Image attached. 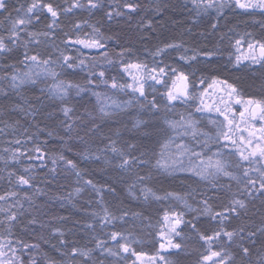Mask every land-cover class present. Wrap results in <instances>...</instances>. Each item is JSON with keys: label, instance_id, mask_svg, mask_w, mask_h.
<instances>
[{"label": "snow or ice", "instance_id": "obj_1", "mask_svg": "<svg viewBox=\"0 0 264 264\" xmlns=\"http://www.w3.org/2000/svg\"><path fill=\"white\" fill-rule=\"evenodd\" d=\"M190 3L195 11L192 18L194 25L197 23L196 17L209 13H215L212 19L219 20L228 8L264 14V0H190ZM145 7L136 0H108L107 8H104V0H64L63 7L52 0H18L17 4L0 0V28L7 25L4 33L0 34V58H12L10 54L16 53L15 63L6 66L11 72L0 78L6 79L18 94L24 85L45 84V87L39 88L40 96L36 100L43 103L41 97L46 96L49 100L60 102L58 111L63 118L59 120V126L66 134L60 135L49 130L46 132L47 137L61 140L62 147L69 151V141L73 138L85 143V137L107 141L102 146L97 145L95 152L85 149L77 155L83 161H99L104 166L102 170L111 168L114 172L110 181L101 184L86 178L84 170L76 161L66 157L63 152L50 153L46 150L48 140L41 141L39 136L46 130L35 124V131L26 139L8 141L9 145L23 146L3 148L7 155L0 157V161L5 168L10 164L20 165L22 159L29 163L22 166L19 172L7 171L8 183L12 187L0 194V264H41L40 245L26 242L14 231L26 213L31 215L30 209L39 207L36 197L47 195L43 188L35 186L37 169H47L46 177H56L58 170L74 175L75 183L79 186L68 194L69 202L87 189L94 194V202L98 206L85 210L89 219L82 225V230L87 229L92 234V247L69 241L61 227L40 223L35 215H31L21 228L24 232L28 230V225L51 227L50 237L57 238L61 246L52 244L63 257L60 264H120L121 261L123 264H145L146 261L149 264H171L160 252L147 256L143 251H138L133 245L140 241L131 232L116 230L115 222L127 223L129 218L141 216V213L125 208L118 209L117 215L106 203L105 196L111 194L115 197L116 185L122 182L126 184L128 196L133 199L143 197L145 201H160L171 198L179 201L182 208L192 214L191 219L187 220L183 210L163 212L167 233L160 232V239L166 241L160 243L161 250L181 249L182 244L173 242V238L183 235L181 226H190L199 241L203 242L201 247L204 251L200 253L197 264H264V97H245L240 88L226 79L212 75L209 83L208 77L203 74L197 77L195 72L189 73L182 67L156 59L168 54L169 50H176L179 53L176 59L184 64L191 67L195 62L208 66L215 57L221 55L219 47L191 48L183 42H165L156 46L154 51H149L148 54L153 57V63L149 64L138 58L128 59L130 54L135 55L131 47L120 45L118 51L116 48L110 50L108 41L113 37H105L96 25L88 24L87 20L73 23L72 30L63 33L60 44L64 47L55 42L57 29L61 28L62 14L75 15L76 10H86L89 15H93L95 11L102 10L108 22L117 18L130 21L131 14ZM151 10L157 14L162 11L159 4L153 5ZM40 23H43V29L36 30L35 25ZM84 25L91 28V33L81 36L79 32ZM137 26L141 29V39L147 38L143 35V29H153L151 21L143 18ZM209 26L211 30L218 29V23L210 22ZM212 34V31L207 33ZM201 35L205 33L201 32ZM220 39L223 40L224 36L221 35ZM243 44H246V49L241 51ZM232 47L235 52L228 54V63L236 68L243 64L253 72L258 66L264 79V35L257 38L252 33H245L235 40ZM80 49H94L98 56H90L86 60ZM70 52L77 54L70 55ZM17 65H22L26 70L21 71ZM105 65L118 67L128 80L121 82L116 76L109 79ZM66 70L84 73V83L64 79ZM157 85L162 86L163 90ZM101 86L106 90L111 89L113 94L110 95L106 90L95 91ZM209 89L213 91L209 92ZM86 91H91L95 97V112L85 109L77 114L70 103L71 97L73 93L80 96ZM116 92L131 95L128 100L120 102L114 98ZM157 93L163 103L157 99ZM179 105L191 108L192 112L187 116L183 112H176ZM130 107H138L149 115V119H156V114L161 111L179 116V119H164V124L174 135H168L161 143L160 151L154 153V163L141 144L125 140L119 129L114 132L117 137L114 139L104 134L101 124L97 123V120L111 119ZM17 108L19 111L24 110L20 106ZM193 112L208 115L194 117ZM204 120L207 121L206 127L201 126ZM148 123L149 120L138 118L134 120L133 128L150 135L146 128H142ZM28 131L24 129L25 133ZM2 132L4 129L0 128ZM184 137H190L193 144L184 141ZM144 166L169 175L177 171L188 173L203 183L205 191L188 194L195 201V206L185 196L173 192L159 195L146 184L151 173L141 175L145 171ZM41 182L48 184L52 181L46 178ZM54 199L62 200L64 197L57 195ZM215 201L220 202L219 206ZM92 202L88 201L89 205ZM257 214L259 224L252 219ZM201 217L207 218L206 227H201ZM53 219L67 220L68 217ZM234 220L239 223L230 227ZM74 223L81 222L77 220ZM97 227L103 232V237L95 234ZM25 255L28 256L27 260L24 259ZM109 257L111 261L107 259ZM43 264L57 262L45 254Z\"/></svg>", "mask_w": 264, "mask_h": 264}, {"label": "trees", "instance_id": "obj_2", "mask_svg": "<svg viewBox=\"0 0 264 264\" xmlns=\"http://www.w3.org/2000/svg\"><path fill=\"white\" fill-rule=\"evenodd\" d=\"M18 0H9L10 4H17ZM24 2V0H19ZM54 4H58L61 7L64 6V0H52ZM141 5L146 6L138 13L131 14L132 19L129 21L127 18H117L112 22H108L104 17L102 10H97L93 15H89L86 10H76V14L63 15L61 17V28L57 29L55 42L61 47L64 45L60 44L63 39V33L65 31H71V26L77 21L87 20L88 24H94L100 32L105 36H112L113 39L108 41L109 49L116 48L119 50V46L123 45L131 47L135 55H131L128 59H140L149 64L153 63V57L148 53L154 51L156 46H160L165 42L177 41L183 42L187 47L191 48H216L219 47L221 55L215 57L212 63L208 66L205 64H199L193 62L192 66L184 64L182 61L176 59L178 52L176 50H169L168 54H165L159 58L165 64H172L173 66L182 67L189 73L195 72L196 76L199 77L201 74L208 77V82L211 81V76L216 75L219 78L226 79L229 82L235 84L240 88L242 94L245 97L255 96L257 98L264 97V79H262L259 69L253 72L251 68H246L245 65H241L239 68L234 67L228 63V54L233 53L235 40L243 36L245 33H252L255 37L259 38L264 35V14L260 12H243L240 10H233L228 8V12L224 16L220 17L219 20H213L210 15H202L196 17L197 23H192V18L195 16V11L192 10V6L188 0H136ZM159 4L161 6V14H157L152 11L153 5ZM166 6V7H165ZM108 7V0H104V8ZM15 15V13H13ZM141 18L144 20H150L153 29H143V35L146 39H141V29L137 26L141 23ZM99 21V23H97ZM210 22L218 23L217 30L210 29ZM5 27L0 28V34H3ZM36 30L43 29V23L35 25ZM191 29V31H189ZM209 31H212V35H207ZM204 32L205 35H201ZM85 33H91V28L87 25L83 26V30L79 32L81 36ZM75 35V34H74ZM221 35L224 39L221 40ZM231 38V39H229ZM35 47V46H33ZM100 51H104L101 49ZM181 52L183 49L180 50ZM83 53V58L86 60L90 56H98L97 52L94 53ZM70 55H76V52H70ZM12 58H0V77H5L11 72L10 68L6 66L11 63H15L16 53L10 54ZM17 67L24 71L22 65ZM107 69V76L111 79L112 76H116L117 80L125 81V75L120 72L118 67L105 65ZM67 75L64 79H72L74 82L84 83L82 77L85 75L79 70L75 73L72 70H66ZM45 84H39L38 86L24 85L17 90L10 87V83L6 79L0 78V128L4 129V132L0 133V157L5 156L3 152L4 147H22L23 145H9L7 142L15 138L24 140L35 131L33 125L45 128L44 133H39L40 140H48V144L45 148L50 153L63 152L64 155L70 159L76 161L84 170L86 178L93 179L96 183L101 184L105 181H110V177L114 176V172L111 168L102 170L103 165L99 161L88 160L83 161L77 155L78 152L88 149L95 152L97 145L102 146L99 138L89 139L85 137L87 143L78 141L73 138L69 141L71 145V151L62 147V141L54 138L47 137L46 132L51 130L54 133L60 135H66L63 133L62 128L59 126V120L63 117L58 111L59 101L49 100L46 96L41 97L43 103H38L36 100L37 96H40L39 88L45 87ZM91 87V86H89ZM157 88L162 86L157 85ZM103 86L96 88L95 91H105ZM110 95L113 94L111 89H107ZM151 90H149V96L151 98ZM130 94L125 95L123 92H116L114 98L118 101L123 102L129 99ZM157 99L163 103L159 93L156 94ZM71 105L77 110V114L85 111L95 112L94 105L96 103L95 97L92 96L91 91L81 93L80 96H73L70 100ZM32 105V107H29ZM17 106L22 107L24 110L19 111ZM176 112L185 113L186 110L180 106L177 107ZM177 116L174 113H165L161 111L156 114V119H149V115L138 109V107H130L125 112H118L111 119L97 120V123L101 124L103 133L108 136H114V132L119 129L121 136L125 140H132L141 144L142 147L147 151L148 158L151 162H155L154 153L160 151L161 143L167 138L168 135H172L170 129L164 124L165 118ZM149 120V123L142 128H146L150 135H145L142 131H138L133 128L135 119ZM5 125H11L6 127ZM27 128L29 131L24 132ZM83 135V133H81ZM30 146V145H29ZM29 161L22 159L20 165L10 164L7 168L2 161H0V194H4L9 188L12 187L8 183L7 171L19 172L22 166L27 165ZM49 166L50 162H49ZM145 171L141 172V175H148L151 173V178L146 182L147 186L159 195H164L167 192H173L180 196H185L188 202L195 206V201L192 200L189 193L195 195L196 192L205 191L202 182L198 181L196 177H192L185 173H172L171 175L164 173L158 169H153L150 166H144ZM47 169L36 170V184L35 186L41 187L47 193V195H41L36 197V204L38 208L30 209L31 215H35L40 223L47 224L50 226L61 227L66 233V239L69 241H75L79 246H94L90 243L91 233L87 229L82 230L83 223L89 219L85 214V210L91 208H98L94 202V194L90 190H85L79 196H74L69 202L68 194L78 187L75 183V177L72 174L62 172L58 170L56 177L48 175L46 177ZM51 179V183H42L44 179ZM130 182V181H129ZM117 193L113 197L111 194L105 196V201L117 215L119 214L118 209L125 208L131 209L141 213L138 218H129L127 223L115 222V228L118 231L131 232L135 239L139 240L140 243L134 244L138 251H143L147 256L155 255L159 248V236L163 229V212L170 209H179L185 211V219L190 220L192 214L187 212V209H183L179 201L174 199L160 200L149 199L145 201L143 197L139 200L129 197L127 194V188L125 183L116 185ZM195 190V191H194ZM24 191V190H21ZM27 191L31 192V189ZM138 194V189H137ZM64 197L62 200L54 199L55 196ZM223 195V193L221 194ZM52 197V198H50ZM199 198V197H198ZM93 201L89 205L88 201ZM226 202V200H225ZM219 206V201L214 202ZM259 205V202H256ZM27 207V204H26ZM79 209V210H78ZM254 210V209H253ZM31 215L25 214V217L21 218V224L14 229L17 236L21 237L28 243H35L40 245V259L43 264V256L46 254L49 258L55 260L57 264L63 260L59 252L52 247V244H57L58 240L55 237H50L51 227L41 228L39 224L28 225V230L22 232L21 228L26 224L27 219L31 218ZM65 216L67 220L53 219V217ZM201 227L207 226V218L201 217ZM256 224L260 223L259 214L252 217ZM80 221L77 224L74 221ZM239 221L234 220L230 227H234ZM111 227V226H110ZM183 235L181 237H175L174 242L182 244V248L173 250L172 252L165 255V257L171 261V264H197L200 258V253L204 251L201 247L202 243L199 238L193 233L190 226H181ZM96 235L103 237V232L100 231L99 227L95 232ZM45 240H49L48 243ZM24 259L27 260L28 256L25 255ZM109 261L111 257L107 258ZM132 259H135L134 257ZM123 264V261L120 262Z\"/></svg>", "mask_w": 264, "mask_h": 264}, {"label": "rangeland", "instance_id": "obj_3", "mask_svg": "<svg viewBox=\"0 0 264 264\" xmlns=\"http://www.w3.org/2000/svg\"><path fill=\"white\" fill-rule=\"evenodd\" d=\"M189 2H190V0H188ZM191 4V3H190ZM191 6H192V4H191ZM237 10H240V9H237ZM240 11H243V10H240ZM226 12H228V9H225V13ZM243 12H245V11H243ZM249 13H254V12H249ZM208 15H210V16H215V13H209ZM206 16V15H205ZM77 47H79V46H77ZM244 49H246V44H243V45H241V51H243ZM80 51H84V52H86V53H94V52H96V50H89V49H80ZM235 52V49L233 50V53ZM243 65V64H242ZM258 67V66H257ZM128 80V77L127 76H125V81H127ZM211 82V81H210ZM209 82V83H210ZM171 83V81H169V84ZM217 88H219V86H216ZM213 90L212 89H209V92H212ZM130 94V93H129ZM131 95V94H130ZM217 96H218V93H217ZM164 102V101H163ZM209 102L211 103V98L209 99ZM180 107H182V108H184L185 110H186V112L184 113L186 116H187V114L189 113V112H192V109L191 108H185V106H183V105H179ZM235 107H239L238 105H235ZM193 115H194V117H200L201 115H208L207 113H205V114H200V113H194L193 112ZM172 119H179V116L177 115V116H174V117H172ZM201 126H207V121L206 120H204V121H201ZM172 135H174L173 133H172ZM183 140L184 141H186V142H188L189 144H193V141L191 140V138L190 137H184L183 138ZM213 150H215V149H213ZM172 151L174 152L175 151V147L173 146V149H172ZM176 173V172H175ZM177 173H180V174H182V173H185V172H179V171H177ZM185 174H188V173H185ZM189 175V174H188ZM162 231L164 232V233H167V228L165 227V221H164V224H163V229H162ZM174 240H175V237L173 238V242H174ZM162 242H166V241H163V240H161L160 239V236H159V245H160V243H162ZM173 250H175V249H168L167 251H163V250H161L160 249V247L158 248V252H160V254L161 255H163V256H165V255H167L168 253H170V252H172ZM145 264H149V262H145Z\"/></svg>", "mask_w": 264, "mask_h": 264}]
</instances>
